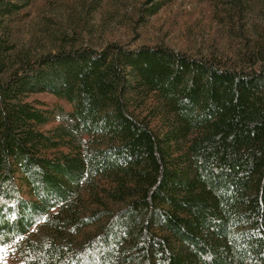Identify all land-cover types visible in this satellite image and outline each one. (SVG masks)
Wrapping results in <instances>:
<instances>
[{
  "label": "trees",
  "instance_id": "1",
  "mask_svg": "<svg viewBox=\"0 0 264 264\" xmlns=\"http://www.w3.org/2000/svg\"><path fill=\"white\" fill-rule=\"evenodd\" d=\"M200 1L261 20L239 66L65 34L33 53L16 38L30 0H0V247L23 264H264V0Z\"/></svg>",
  "mask_w": 264,
  "mask_h": 264
},
{
  "label": "rangeland",
  "instance_id": "2",
  "mask_svg": "<svg viewBox=\"0 0 264 264\" xmlns=\"http://www.w3.org/2000/svg\"><path fill=\"white\" fill-rule=\"evenodd\" d=\"M159 0H30L20 24L19 46L40 53L58 46L63 34L76 46L101 49L109 43L127 48L161 44L195 57L214 56L241 64L253 31L261 20L250 14L227 21L200 0H171L153 15L147 10ZM48 104L56 99L37 96ZM0 264H23L14 244L0 247Z\"/></svg>",
  "mask_w": 264,
  "mask_h": 264
},
{
  "label": "snow or ice",
  "instance_id": "3",
  "mask_svg": "<svg viewBox=\"0 0 264 264\" xmlns=\"http://www.w3.org/2000/svg\"><path fill=\"white\" fill-rule=\"evenodd\" d=\"M0 251H2V249H0Z\"/></svg>",
  "mask_w": 264,
  "mask_h": 264
}]
</instances>
